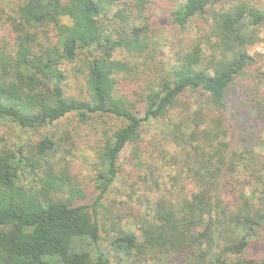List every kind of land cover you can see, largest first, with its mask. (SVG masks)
Wrapping results in <instances>:
<instances>
[{
  "label": "trees",
  "instance_id": "16d2710c",
  "mask_svg": "<svg viewBox=\"0 0 264 264\" xmlns=\"http://www.w3.org/2000/svg\"><path fill=\"white\" fill-rule=\"evenodd\" d=\"M161 1L14 0L0 125L28 138L0 143V264H264V250L250 254L264 241L263 143L229 136L245 112L264 123L262 88L247 104L231 98L258 58L264 8L167 0L176 34L162 64ZM152 122L160 130L145 139ZM80 127L97 137L87 190L67 161Z\"/></svg>",
  "mask_w": 264,
  "mask_h": 264
},
{
  "label": "rangeland",
  "instance_id": "374dc122",
  "mask_svg": "<svg viewBox=\"0 0 264 264\" xmlns=\"http://www.w3.org/2000/svg\"><path fill=\"white\" fill-rule=\"evenodd\" d=\"M254 3L258 4L260 8H264V0H252ZM171 3V2H170ZM167 0L157 2L155 7H153V13L156 16L152 26L156 28V42L157 48L154 56L156 61L162 64L172 63V42L175 40V30L166 22L167 11L170 9L171 4ZM14 7V0H0V44L1 43H12L13 34L10 29V23L7 22L6 17L12 15V9ZM260 43L250 49L251 54L257 58L256 61L248 67L246 74L236 80V83L233 86L235 89L234 95H231V98H236L237 100L244 101L245 104L249 103V100L253 97L256 98L258 90L262 88L264 90V28H261L259 35ZM257 55V56H256ZM69 93H73L75 96L80 93L82 88V81L76 78L69 79ZM253 87L255 92H253ZM128 101H133L136 99L126 98ZM244 107V106H243ZM245 109V107H244ZM244 117V122L240 121V118ZM253 117V116H251ZM244 123V124H243ZM144 137L148 139L151 135L160 130L158 122L147 123L144 126ZM73 148L71 149L72 156L68 158V164L74 179L87 190L89 185V180L94 174L92 163V154L91 150L94 146V142L97 137H95L88 128H79L71 132ZM34 135L31 137L33 138ZM229 136L232 138V143L243 144L254 146L263 143V146L258 145L257 151L261 154H264V123L262 119L255 120L249 119L246 115L241 114L239 121L236 120L233 122V127H230ZM28 138V135L22 131L11 129L10 131L6 127L0 125V143L3 140H7V144L14 145L19 143L21 139ZM128 153L129 147H127L124 152L121 154V161L124 164V168L128 170ZM125 170V172H126ZM116 188H118V193L123 188V184L116 183ZM94 194L89 191L87 197L83 200L85 203L90 202ZM121 199L115 196H109L107 204L114 203L118 207L120 205ZM124 227L127 230L134 231L135 228L130 221L124 220ZM264 250V241H261L254 245L251 249V255L256 256L261 254ZM152 264V262L147 263Z\"/></svg>",
  "mask_w": 264,
  "mask_h": 264
}]
</instances>
